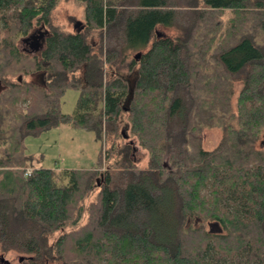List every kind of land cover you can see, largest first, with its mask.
I'll list each match as a JSON object with an SVG mask.
<instances>
[{
	"label": "trees",
	"instance_id": "trees-1",
	"mask_svg": "<svg viewBox=\"0 0 264 264\" xmlns=\"http://www.w3.org/2000/svg\"><path fill=\"white\" fill-rule=\"evenodd\" d=\"M78 1L85 22L66 31L58 0H0V264H264V0ZM62 124L105 142L97 165L31 163L24 138Z\"/></svg>",
	"mask_w": 264,
	"mask_h": 264
},
{
	"label": "rangeland",
	"instance_id": "rangeland-1",
	"mask_svg": "<svg viewBox=\"0 0 264 264\" xmlns=\"http://www.w3.org/2000/svg\"><path fill=\"white\" fill-rule=\"evenodd\" d=\"M224 15V18H227ZM53 23L60 26L66 31H73L76 22L84 23L83 5L78 0H58V4L52 12ZM156 33L159 35L173 36L178 34L176 27H164L158 26ZM36 43L41 44L43 39L39 32L35 31ZM99 38L98 30L94 31L91 35V41L96 42ZM25 39V38H24ZM23 38L19 39L18 46L20 49L26 51H35L33 44H29V41H25ZM33 42V40H32ZM17 76H10L11 79H15ZM27 81L41 84L43 77L39 73H32L24 75ZM241 83H235V93L232 99L233 109H235V100L237 93L240 89ZM3 85L0 83V90L3 89ZM79 91L74 88H68L61 98V111L63 113L72 114L76 108ZM27 102L21 103L20 107L24 108ZM123 122L126 121L125 114L121 117ZM127 130V129H126ZM203 136V146L205 149L210 150L214 148L220 137L221 131L218 128L206 129ZM129 137V134H126ZM134 140V139H132ZM261 145H264V130L260 137ZM135 150L133 158L135 164L138 167H144L147 163L148 154L147 151L141 148L136 140L134 141ZM24 145L26 154L31 157V163L36 167H47L54 169L62 168H74V169H87L97 165L101 151L105 148V142L98 140L95 134L90 130L82 128L72 127L66 124L59 125L46 131H42L38 134H30L24 138ZM114 158L109 162H103L101 164L102 169H107L112 166ZM97 189H93L82 201L84 207V213L79 225L83 224L87 220V209L89 204L95 200ZM72 227H66L65 230H69ZM59 235V232L54 234V238ZM52 240V239H51ZM1 254V253H0ZM13 263H17L19 254L10 252L5 255ZM1 263V261H0ZM43 264H62L58 260L46 261Z\"/></svg>",
	"mask_w": 264,
	"mask_h": 264
},
{
	"label": "water",
	"instance_id": "water-1",
	"mask_svg": "<svg viewBox=\"0 0 264 264\" xmlns=\"http://www.w3.org/2000/svg\"><path fill=\"white\" fill-rule=\"evenodd\" d=\"M74 27H75V29H77V31H79L80 28L82 27V26H81V22H76L75 25H74ZM39 33H41V32H39ZM33 36H34V35H33ZM36 37H37V35L34 36V37H32L33 42L36 41ZM124 109H127V107H124ZM213 225H214V224H213ZM213 225L211 224V227H212ZM21 259H22V258H20V260H21Z\"/></svg>",
	"mask_w": 264,
	"mask_h": 264
},
{
	"label": "built area",
	"instance_id": "built-area-1",
	"mask_svg": "<svg viewBox=\"0 0 264 264\" xmlns=\"http://www.w3.org/2000/svg\"><path fill=\"white\" fill-rule=\"evenodd\" d=\"M30 174V169H27L26 171H25V175H29Z\"/></svg>",
	"mask_w": 264,
	"mask_h": 264
},
{
	"label": "flooded vegetation",
	"instance_id": "flooded-vegetation-1",
	"mask_svg": "<svg viewBox=\"0 0 264 264\" xmlns=\"http://www.w3.org/2000/svg\"><path fill=\"white\" fill-rule=\"evenodd\" d=\"M37 32H41V33H39L41 36L43 35V33H42V31L41 30H39V31H37ZM34 37V36H33Z\"/></svg>",
	"mask_w": 264,
	"mask_h": 264
}]
</instances>
